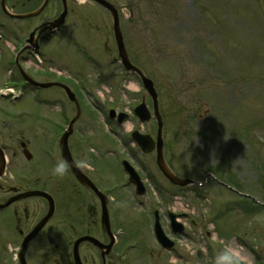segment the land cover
Here are the masks:
<instances>
[{
    "label": "rangeland",
    "instance_id": "rangeland-1",
    "mask_svg": "<svg viewBox=\"0 0 264 264\" xmlns=\"http://www.w3.org/2000/svg\"><path fill=\"white\" fill-rule=\"evenodd\" d=\"M12 1L6 0L8 5ZM110 1L121 8V27L130 59L153 80L157 90L168 164L180 176H188L202 184L208 179L205 188L189 186L178 189L159 178L154 153L142 154L129 135L131 130L156 135L153 118L141 122L133 113L134 106L142 98L151 110L149 96L135 76L127 75L118 63L107 62L116 57L110 17L88 2L73 0L71 6L75 10L71 11L66 31H71L79 47L87 46L88 54L97 57L101 62L97 64L107 72V75H101L104 78L96 88L92 86L93 92L101 97L98 103L104 102L102 120L88 105L89 96L83 98V94L81 98L84 110L70 138L75 156L78 153L76 157L80 162L92 167L89 155L93 153L96 180L102 181L101 185L123 176L114 162L115 156L131 161L140 171L142 169L143 175L151 177L149 195L144 198H153L159 207L165 202L172 211L186 212L188 217L184 222L189 225L195 220L196 223L195 244L181 238L175 252L158 254L152 248L154 254L151 257L145 252L137 254L138 249L124 254L122 250L119 261L132 264H215L217 255L231 248L239 256V264H264L263 205L252 204L247 196L231 193L213 180V177L220 180L231 178L242 184L232 187L264 204V0ZM1 20L15 34L21 29L19 25L26 22L7 21L0 16ZM2 34L4 39L8 37L6 30ZM4 39H0V56L2 58L7 51L10 64L16 53L14 46L19 42L12 38L8 46L9 42ZM46 45L51 50L39 56L43 59L42 65L38 66L27 54L20 60V65L40 81L55 78L41 73V69L78 75L81 80L88 75L94 76L99 69L88 59L85 58L89 63L83 59L82 51H75L72 42L66 40L65 32L53 36ZM1 68L0 65V82L7 77ZM114 80L119 81L120 90L112 92L111 87L116 86ZM107 81L112 86L107 85ZM27 89L25 95L20 89L15 93L23 98H13L11 102L0 99V142L7 157L6 173L0 177V199L10 193V187L22 190L45 185L56 192L57 213L50 221L54 225L52 232L49 236L43 233L34 239L26 251V261L27 264H64L65 252L81 234L80 226L76 222L78 217L75 222L71 221L75 230L70 229L65 221L69 219L66 212L75 208L67 204L63 178L49 179V174L55 171L44 149L55 135L54 128L64 127L58 108H65L67 101L62 91L43 89L40 99L44 98L48 103L43 100L44 103L37 104ZM89 95L93 99L92 92ZM48 99L56 101L52 105ZM109 107L125 111L128 118L119 125L108 121ZM20 110L23 112L17 116ZM65 111L69 115L73 109ZM110 140L112 145L107 144ZM21 142L32 154L29 160L22 153ZM111 151L115 152V158ZM54 156L60 162L56 149ZM207 172L215 176L211 177ZM153 183L160 184H157L160 192L152 186ZM116 191L119 224L128 234L122 240L133 244L131 239H139L141 244L136 242L135 245L143 248L147 238L149 242L151 230L150 218L145 214L148 203L140 206L134 202L130 187L123 186ZM67 192L72 193L70 189ZM12 206L18 207L19 212L21 206L28 210L25 230L46 210L39 198L25 199ZM6 218L5 212H0V264H18L13 254L22 239L12 232L5 233L9 229L3 224ZM206 232L209 236L204 239ZM197 248L201 249V255H196ZM81 250L88 254L83 246Z\"/></svg>",
    "mask_w": 264,
    "mask_h": 264
},
{
    "label": "flooded vegetation",
    "instance_id": "flooded-vegetation-1",
    "mask_svg": "<svg viewBox=\"0 0 264 264\" xmlns=\"http://www.w3.org/2000/svg\"><path fill=\"white\" fill-rule=\"evenodd\" d=\"M72 2H73V0H67V15L65 17V23L62 26H60L59 31L63 30L66 27V23L69 19V16L71 17V11L75 10L74 7L71 6ZM43 3L45 6L43 7L41 12L36 17L24 19V20L28 21L27 22L28 24L32 25L29 28H28V25H22V29L27 32L26 33L27 37L29 36L30 32L33 29H35L38 25L52 21L60 14V12L62 11L61 0H13L8 5L9 9H11L12 11H16L19 13H27V12H32V11L37 10ZM55 33H56V31L55 32L53 31L52 33L51 32L42 33L38 38V42L50 41L51 38L55 35ZM25 39H24V41H25ZM44 48H45V46L40 43L38 51H37L39 56H42V54L44 53ZM26 53H27V56H34V54H31L29 51H26ZM22 57L24 58L25 56L24 55L20 56V58H22ZM16 75L17 74L15 72H12V79L15 78ZM29 75L33 78L36 77L33 73L32 74L30 73ZM50 75H53V74H50ZM54 77L55 78L53 80L63 82L65 85H67L69 87V89L76 96L78 102L81 105V108L83 109L84 103L81 100V98L83 97L81 94L85 93V90L87 91L86 94H90L89 91H92L93 87H90V88L84 87L83 82H81V79L78 76L75 77V76H72L71 74H65L62 76H57V77L54 76ZM21 79H22V77H21ZM22 83H23V81H22ZM22 83H20V86L22 89L21 93H22V95H25V88L26 87ZM91 84L94 85L95 82H91ZM116 89H117V87L112 86L110 90L113 92ZM27 90H30L31 92L34 93L37 91V88L35 89V88L29 86ZM61 91H63V90L61 89ZM20 97H22V96H20ZM83 98H85V97H83ZM0 99H2V97H0ZM32 101H36V99H34L32 97ZM66 101H67V105H65V107L75 110V106L72 103V101L69 99H66ZM92 105L94 106V107L93 106L92 107L95 108L98 113L102 114L103 104L98 105V103L96 102V104H92ZM110 109H114V108L113 107L108 108V111H107L108 121H110L112 119L109 116V110ZM22 112H23V110H20L18 112L17 116H20ZM117 112H119V110ZM73 113L74 112L70 113L69 115H66L64 113L65 117L63 119V122L66 120V117H67V119H68L67 122L69 123V121L71 120V118L73 116ZM26 114H27V112L24 114V116ZM115 121L116 120H114V119L111 120V122H115ZM70 138H69V140H70ZM108 143L110 145L113 144V142L111 140L108 141L107 144ZM68 145H69L71 154H72L76 164L79 166V169L84 174H86L95 183V185L99 188V190L102 191L107 197V200H105V204H106V211L108 213V216H107L108 221L106 222V227L103 228L102 211H103L104 201L99 199L91 190H89V189L85 188L84 186H82L81 184H79V182L76 180V178L72 174L71 169L68 166H66L61 160H59V161H60V164L64 165V170L59 171L58 170L59 167L55 166L53 168L55 173L52 172L51 174H49V179H52L55 177H58V178L61 177L64 180V184H65L64 188H65L66 195L68 197L67 204L74 206V208H75V210H69L66 212V215L69 217V219H68L69 221L68 220H65V221L67 223H69L70 229L75 230L76 227H74L72 223L75 222L74 220H76L78 217V220L76 222L80 226L79 231L81 232V234L77 235L75 238H78L81 236H92L94 238H97L101 243H103V245H105L102 248H98V247L94 246L92 243L87 242V241L81 243V245L79 247V254H80V258H81V261L83 264H115V263L121 264V262L119 261L120 260L119 255H120L122 250H123L122 253L123 252L126 253L128 250L130 252L131 250L138 249L139 252L137 254L142 255V252L143 253L145 252V254H148L149 257H151V255L154 254L151 251L152 248H154V250H156L158 254L165 253V252H169V253L175 252L177 247L181 244V242H180L181 238L184 240H188V242L191 241V242H193V244H195L194 243L195 242V238H194L195 230L194 229H195V224H196L195 220H191V223L189 225L184 222V219L186 220L188 217V213L173 211L175 219H177V221L181 225V229H178L175 231V230H173L172 225H171V221L169 219L170 218L169 214L172 213L171 212L172 210L167 208L165 202H164V205H162V207H159V206L154 204L155 202H154L153 198H144V197L149 195V189L151 186L150 182H148L149 186H148V188H146L145 194L142 195V197H143L142 201L139 202L140 205H143V204H145V202H147L148 203L147 207H151V206L157 207V209L154 208L152 210L151 214H147V216L150 218V221H151V223H150V229L151 230L149 231V237H150L149 242H147V239H148L147 238L143 248H140L139 246H136L137 243H138V245L141 244V241L139 239L138 240L137 239H131V241L133 240L132 241L133 244L128 240L123 241L122 238L123 237L125 238L128 234L126 235L124 232V230H126V229H124L125 227H123V225L121 226V224H119L120 223L119 214H117V211H118L117 207H119L117 204L118 197L115 194L117 191H116L115 186L113 184L114 180L112 181V183L105 182L106 184L101 185L102 181L96 180L97 172H96L95 168H92L93 169L92 171H88L87 168L82 167L83 163L80 162L78 157H76L79 154L77 153L75 156L74 149L72 148L73 145L70 144V141H68ZM23 146H26V144L24 142H21L22 150H23ZM0 147L2 149H4V151H5V148L1 144V142H0ZM57 149H58V147H57ZM57 153L59 154V151H57ZM111 153L114 154V151H111ZM68 180L71 182L69 183ZM145 180L148 181L147 178H145ZM157 184L160 185L159 183H156V184L153 183L152 186H154V188L160 192L161 188ZM147 185H146V187H147ZM29 189H42V190L47 191L53 197V199L55 201L54 214L57 213L56 192L52 188H46L45 185H43V186L40 185V187L38 185H34L32 187L25 188L22 190L17 188V187H10V190H9L10 193L6 196H10L11 194L23 192V191H26ZM68 189H70L73 194L68 193L67 192ZM35 198L41 199V201L46 205V210L44 212L40 213V215L38 216V218L35 221V223H36L39 220V218H41L46 213L47 208H48V203H47V200H45L43 198H40V197H35ZM23 201L24 200L22 199V200L14 202V203L23 202ZM136 201L137 200H134V202H136ZM14 203H12L11 205H9L7 208H5L3 210V212H5V214L8 217L6 225H9V229L6 230L5 233L8 234V233L12 232L16 237L23 238V236L25 234H27L33 228L35 223L32 224L27 230H25L24 225L28 224L26 222V218L29 216V212L27 209H24V206H21L22 208L20 207L21 212H19V210L17 209L18 207L14 208L12 206ZM155 212H157V218L159 219V222H160L161 228L163 229L164 234L172 242V247L169 250L166 247L168 244L167 241L164 242L166 245V246H164V245H161L155 237V234L153 231L154 221H155L154 220ZM53 216L47 221V223L44 225V227L38 232L36 237L40 236L43 233H45L47 236L50 235V233L52 232L51 228L54 226L53 224L50 223V221H52V219H53ZM71 221H73V222H71ZM189 229L191 230V232L189 231ZM208 236H209V232H206L204 239L208 238ZM133 238H135V236ZM198 239L196 240V242L198 241ZM146 243H148V244H146ZM82 246H83V249H86L88 251V254L82 253V250H81ZM147 249H149L148 253H147ZM71 250H72V243H71L69 250H67L65 253L66 259H64V263H66V264H73ZM201 253H202L201 249L197 248L196 255H201ZM127 264H132V263L128 261Z\"/></svg>",
    "mask_w": 264,
    "mask_h": 264
},
{
    "label": "water",
    "instance_id": "water-1",
    "mask_svg": "<svg viewBox=\"0 0 264 264\" xmlns=\"http://www.w3.org/2000/svg\"><path fill=\"white\" fill-rule=\"evenodd\" d=\"M96 2H98L99 4H101L102 6L106 7L112 14L113 17V31H114V36H115V42L117 45V49H118V56L121 59L122 64L124 65L125 68L129 69V70H133L135 72H137L143 82V85L145 86V88L147 89V91L150 93L151 97H152V101H153V108H154V114L156 117V120L158 121V127H159V131L160 132V128H161V119H160V115L158 113L157 110V94L155 92L154 86H153V82L145 77L142 72L135 66H133L127 58V54L125 52V48L123 45V40H122V35H121V31H120V27H119V19L117 16V12L112 8V6L106 2L105 0H95ZM41 86H49V85H54V84H40ZM57 85V84H56ZM141 110H139L140 115H144L143 113V109L142 106L139 107ZM137 111V110H136ZM145 116H147V114H145ZM142 118H146V117H142ZM68 131L63 135L61 141H60V149H61V154L63 156L64 161L72 168L73 173L75 174L76 178L82 182V184H84L85 186L92 188L95 192H97V189L79 172V170L75 167V165L73 164V161L71 159L70 156V152L67 148L66 145V140H67V135H68ZM139 140L142 143H146V139L143 137L138 136ZM158 142H159V147H158V152H157V164L159 166V168L162 170V172L175 184H179V185H185L188 182H190L187 179H179L178 177L170 174L169 171H167V167L165 165V162L163 160L162 157V153H161V148H160V138L158 136ZM145 145V144H144ZM146 148V147H145ZM27 157H29V155L26 153ZM5 167V158L3 156V152L0 150V175L3 173ZM31 195H46L43 192L40 191H30V192H26L23 194H19L17 196H13L11 198H9L8 200H6L4 203H0V208L7 206L9 203H11L12 201H15L17 199L20 198H25L27 196H31ZM42 224V223H41ZM41 224H39L38 227H36L33 232L24 239L21 249L19 250L17 256H18V261L20 264H26L25 261V251L28 245V242L34 237L36 231L38 230L39 227H41ZM157 237L159 238L160 241H162L163 238V233L160 229H158L157 227ZM84 239H88L92 242H94L95 244H98V242L90 237H83L78 239L75 242L74 245V259H75V263L76 264H81L80 260H79V256H78V252H77V246L78 244L84 240Z\"/></svg>",
    "mask_w": 264,
    "mask_h": 264
},
{
    "label": "clouds",
    "instance_id": "clouds-1",
    "mask_svg": "<svg viewBox=\"0 0 264 264\" xmlns=\"http://www.w3.org/2000/svg\"><path fill=\"white\" fill-rule=\"evenodd\" d=\"M59 171L64 170V165L59 166ZM215 264H239V256L231 248H226L215 258Z\"/></svg>",
    "mask_w": 264,
    "mask_h": 264
}]
</instances>
